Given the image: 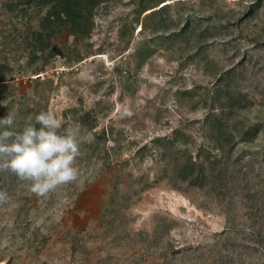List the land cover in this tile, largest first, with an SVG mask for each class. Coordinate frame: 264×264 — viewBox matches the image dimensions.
Wrapping results in <instances>:
<instances>
[{
	"label": "rangeland",
	"instance_id": "1",
	"mask_svg": "<svg viewBox=\"0 0 264 264\" xmlns=\"http://www.w3.org/2000/svg\"><path fill=\"white\" fill-rule=\"evenodd\" d=\"M41 112L80 177L0 173V264H264V0H0V118Z\"/></svg>",
	"mask_w": 264,
	"mask_h": 264
},
{
	"label": "clouds",
	"instance_id": "2",
	"mask_svg": "<svg viewBox=\"0 0 264 264\" xmlns=\"http://www.w3.org/2000/svg\"><path fill=\"white\" fill-rule=\"evenodd\" d=\"M16 116L8 113L0 118V173L27 182L38 197L76 182L80 177L77 160L85 142L79 129L61 131V119L54 113L41 112L35 123L17 130ZM8 200V193L0 190V204Z\"/></svg>",
	"mask_w": 264,
	"mask_h": 264
},
{
	"label": "trees",
	"instance_id": "3",
	"mask_svg": "<svg viewBox=\"0 0 264 264\" xmlns=\"http://www.w3.org/2000/svg\"><path fill=\"white\" fill-rule=\"evenodd\" d=\"M194 161L195 160H193L190 157L189 159L185 160L183 166L180 167V169H179V178L181 180H190V179H193V178H197V175L194 174L195 167H196Z\"/></svg>",
	"mask_w": 264,
	"mask_h": 264
}]
</instances>
